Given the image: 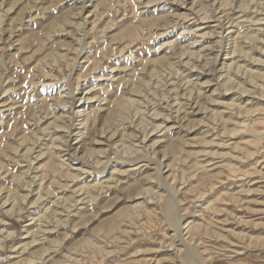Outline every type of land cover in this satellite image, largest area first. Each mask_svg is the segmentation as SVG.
Instances as JSON below:
<instances>
[{
    "label": "rangeland",
    "instance_id": "374dc122",
    "mask_svg": "<svg viewBox=\"0 0 264 264\" xmlns=\"http://www.w3.org/2000/svg\"><path fill=\"white\" fill-rule=\"evenodd\" d=\"M263 19L0 0V264H264Z\"/></svg>",
    "mask_w": 264,
    "mask_h": 264
},
{
    "label": "bare ground",
    "instance_id": "6f19581e",
    "mask_svg": "<svg viewBox=\"0 0 264 264\" xmlns=\"http://www.w3.org/2000/svg\"><path fill=\"white\" fill-rule=\"evenodd\" d=\"M261 1V0H260ZM226 4H227V2H226ZM226 6V5H225ZM230 6V5H229ZM241 6V5H240ZM261 6V5H260ZM255 7V6H254ZM221 8H222V6H221ZM256 9V8H255ZM257 10V9H256ZM223 12H225V11H223ZM226 13V12H225ZM247 16V15H246ZM243 17V16H242ZM247 18V17H246ZM251 20V19H250ZM264 20V19H263ZM233 21V20H232ZM253 21V20H252ZM251 21V22H252ZM236 22V21H235ZM248 22H249V20H248ZM259 22V21H258ZM235 24H237V23H235ZM234 25V24H233ZM252 36V35H251ZM242 38H243V36H242ZM248 38V37H247ZM251 38V37H250ZM239 39V38H238ZM245 39V38H244ZM238 43V42H237ZM237 47H238V45H237ZM239 49V48H238ZM238 49H237V51H238ZM236 50V49H235ZM233 53V52H232ZM239 55H240V53H239ZM217 59V58H216ZM228 67V66H227ZM230 67V66H229ZM235 72V71H234ZM238 84V83H237ZM120 158V157H119ZM119 158H117V159H119ZM121 159V158H120ZM119 159V160H120ZM152 159V158H151ZM153 160V159H152ZM130 162V161H129ZM155 162V161H154ZM160 165V164H159ZM106 166V165H105ZM158 166V165H157ZM139 167V166H138ZM107 168V167H106ZM95 169V168H94ZM156 169V168H155ZM103 170V169H102ZM134 170H136V167H135V169H133V171ZM162 176V175H161ZM94 187H95V185H93ZM90 187V186H89ZM88 187V188H89ZM91 188H92V185H91ZM82 190V189H81ZM81 190H79V191H81ZM88 192V191H87ZM143 194V193H142ZM2 201V200H1ZM90 201V200H89ZM175 201V200H174ZM77 202V201H76ZM6 202L4 201L3 202V204H5ZM163 205V204H162ZM178 206V205H177ZM163 207H164V209L162 210L163 211V217H164V220L167 222V224H168V226L169 227H172V228H177L178 227V222L180 221L179 220V218L177 217L178 215L176 214V211H175V209L173 208V206L168 202V200L166 201H164V205H163ZM179 209V208H178ZM177 218H178V220H177ZM181 223V222H180ZM179 229H181V228H179ZM179 231V230H178ZM180 234V233H179ZM178 240H179V238H178ZM182 249V248H181ZM179 252V251H178ZM191 252V251H190ZM186 253H188V250H187V252ZM189 254V253H188ZM187 254V255H188ZM190 254H192V253H190ZM181 258H183V257H181ZM186 260V257H184V261ZM200 260V259H199ZM188 262H190V261H188ZM193 264H195V263H193Z\"/></svg>",
    "mask_w": 264,
    "mask_h": 264
}]
</instances>
